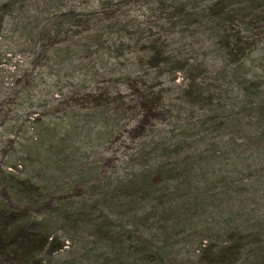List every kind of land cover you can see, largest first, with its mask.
<instances>
[{
  "label": "trees",
  "instance_id": "1",
  "mask_svg": "<svg viewBox=\"0 0 264 264\" xmlns=\"http://www.w3.org/2000/svg\"><path fill=\"white\" fill-rule=\"evenodd\" d=\"M18 1H0V33L7 27L23 40L18 52L32 56L39 69L24 68L9 91L0 85V103L9 104L0 107V132L12 134L24 120L31 122L19 132L26 142L18 146L7 137L0 147L6 158L0 166V264H199L196 257L189 263L174 254L173 240L182 232L199 235L202 263L264 264V0H156L147 4V13L155 12L151 19L141 8L128 16L120 10L122 0H94L93 7L83 4L87 0H22L15 6ZM21 9L22 18L16 14ZM165 19L179 34L203 35L209 50L194 53L193 45L173 43L174 36L162 38L151 22L162 27ZM199 23L203 29L196 33ZM145 57L149 69L164 76L181 70L189 77L187 87H179L184 105L177 107L187 114L175 129L152 122L162 117L169 93L151 88L158 70L147 79L140 75ZM189 57L201 61L188 63ZM121 86L134 89L128 106L113 94ZM43 92L48 98L41 99ZM36 93L33 111L14 112L21 98ZM65 103L84 112L53 117ZM107 107L139 114L143 136L125 159L129 170L97 182L89 179L98 166L90 165L82 185L80 176L62 185L61 168L72 163L66 140L78 126L73 123L105 124ZM60 123L67 130L62 135ZM151 123L154 137L145 129ZM227 125L230 135L242 136L248 154L237 153L231 142L225 150L205 147L207 137L221 139ZM191 130L202 135H188ZM228 228L231 241L208 256L207 237ZM70 240L78 244L72 253L65 247ZM65 252L70 255L62 257Z\"/></svg>",
  "mask_w": 264,
  "mask_h": 264
},
{
  "label": "rangeland",
  "instance_id": "2",
  "mask_svg": "<svg viewBox=\"0 0 264 264\" xmlns=\"http://www.w3.org/2000/svg\"><path fill=\"white\" fill-rule=\"evenodd\" d=\"M2 1V0H0ZM94 0H87L85 3V5H87L86 7H93V5L96 3L94 2ZM154 1L156 0H122L121 6H120V10L121 11H126L128 13V16H132L134 17V15H138L141 13V11L139 10L144 9L146 11V19L149 15V19L154 18L151 14L155 13L154 10L149 11L147 13L148 5H151L154 3ZM26 3V1H22L19 0L15 6L17 5H21ZM26 6V5H25ZM28 7V3L27 6ZM27 10V9H26ZM23 11L22 9L20 10V12L16 13L18 16H20V18L23 17V15L25 14V12L23 14H21ZM15 14V15H16ZM148 14V15H147ZM140 19H143L144 17L140 16ZM152 23V28L154 31H157L158 33L162 34V38H165L166 40H169V37L174 36V42L173 43H177V42H185L187 43V45H189V48L191 49L192 47L190 45H193V50L194 53H200L203 51H207L209 50L208 47H210V43L205 41V38H203V35H199V38L196 37V35L194 36H184L186 35L184 32L179 34L178 32V27H171L169 26L168 21H166L163 23V26L161 27L157 22H151ZM25 24V23H24ZM201 23L193 26V31L197 32H201L202 28V24ZM162 30H157V29H161ZM10 31H8L7 27H4L0 33V85L4 87V90L9 91L12 89V87L15 86V84H13V80L16 78V76H18L19 74H21L24 71V68H28L29 70H33V71H38L39 66H36V64H34V62H32L33 58L30 55L27 54H22L20 52H18V49H20L21 47L25 46V42L23 40H17L14 36H11ZM252 36V35H251ZM196 37V38H195ZM256 37V36H255ZM253 38V37H251ZM249 38V39H251ZM257 39V37L255 38ZM23 45V46H22ZM143 47V46H141ZM132 48V46L130 47H125V57H128V51H130V49ZM133 51V49H132ZM130 53V52H129ZM134 53V52H132ZM106 56V55H105ZM197 56H200V54H198ZM107 57V56H106ZM124 57V58H125ZM91 60V59H90ZM200 60L195 59L194 57H189L188 59V63H194L195 61ZM201 61V60H200ZM207 61V60H206ZM216 65V63H215ZM149 63H148V58H141V62H140V75L143 74V77L145 79H147L150 73V71L152 73L158 74L159 75L154 78L152 81L153 85H152V89L159 91H166L169 93L166 98V102L163 106V110H161L162 112V117L158 118H152V122H154V120H156L157 124L165 127L167 129H171L174 126L175 129V124L178 123L180 120L179 118L186 115L187 113L185 111L182 110H178L177 107H179V105H181L183 107L184 103L181 102V100H179L182 92L184 90V87H187V84L189 82V77L186 76V73L183 71H177V72H170L168 74H172L174 77H172V75H168V76H164L162 75V73L158 70V68L154 69V68H150L149 69ZM205 67L208 68V70H210V68H212L211 65H206ZM130 68V66H129ZM131 70V69H130ZM158 70V73H157ZM191 72V71H190ZM193 73V71H192ZM173 78V79H172ZM197 79H199V77H197ZM201 80V79H199ZM42 87L44 86L43 84H40ZM179 87H183V88H179ZM52 91H55V88H51ZM2 91L0 89V99H1V95H2ZM62 91H68V88L65 87L63 88ZM66 93V92H65ZM134 93V89H129V88H125L123 86L119 87L118 90L114 91V95H117L119 97H117L118 99H121L122 101L125 102V104L127 105V99H130V97ZM38 93L36 94H31V95H27V97L21 98L20 100L23 102L22 104H18V105H14V112L15 113H24V116H27L28 113H30L31 111H33V107L30 106L32 103H36L38 101ZM48 95L46 92H43L41 99L43 98H48ZM41 103V102H40ZM132 100L128 103L131 104ZM70 103H65L59 106V111L58 108L56 109V113L55 115H53V117H56L58 115H68L69 117H73L75 118L76 116L74 114L78 113L79 111L84 112L83 110H79L78 107L72 108V106H69ZM33 105V104H32ZM115 105V104H114ZM9 104H3L0 103V107H8ZM113 106V105H112ZM128 106V105H127ZM12 107V106H11ZM39 109L43 110L46 109V107H39ZM83 109H87L86 107ZM93 110V108H92ZM116 107L113 108H105L104 110V114L105 116L108 115L109 118L107 120V123L105 122V124H103V120H99L98 123H102L100 126H96V121H76L73 123V126L75 124H77L78 126H76V128H79V131L77 134H74L73 131L76 130V128L74 129V127L71 129V136L70 138L68 137L66 141H69L71 144V148L69 149V154L70 155V161L72 160V163L69 164V166H67L66 162H64V166L63 168H61V175L62 177H60L59 181L60 183H62V185L64 184V182L66 180L72 181L73 178H76L78 176L79 180L78 182L82 185V180L84 178H87V176L89 175L90 172H86L83 171L84 169L88 168L90 165H97L98 168L96 167L93 170V174L91 175V179L89 180H93V181H97L100 182L102 181L106 176H112L114 178H117L119 176H121V174H124L127 170H129L127 167L124 168L125 165V159L126 157H129V155L131 154H135L138 148V143L140 141V138L143 136L142 132H139L138 130V126L137 123L139 121V114L137 112H135L134 114L130 115V116H124L123 114H115L116 112ZM127 110H131L130 107H127ZM133 111V110H132ZM217 113V112H216ZM214 114V118L215 115ZM33 114V113H32ZM42 119H46V120H50L48 119L46 115H39ZM52 117V118H53ZM219 117V116H217ZM51 118V119H52ZM77 118V117H76ZM217 120V119H216ZM51 121V120H50ZM65 121V120H64ZM246 120H243V122ZM24 126H28L30 127L31 122L29 120H24ZM114 122H116V124H114ZM51 124H53L51 122ZM152 124H150V126H147V128L145 129H149L152 137H154V135L152 134L153 129H152ZM217 127L219 125V123L215 124ZM208 126L207 130H209L208 132L211 131H215L212 130L214 129L216 126ZM24 126H18L15 127V133L13 132L11 133H7V132H0V147L3 146V144H5L4 139L5 138H13L15 145H21L22 143L26 142V138L24 137H20L21 135L19 134L20 131H23ZM136 129H133V128ZM65 126H61V123L59 125V127L57 128L58 132L60 133V135H62L65 131ZM56 130V131H57ZM228 130L231 132L232 131V127L228 126L226 127L225 132L222 135V138H214L213 135H215V133H213V135H209L207 138V143L206 146L209 149H212L213 147H211L212 143L213 145L215 144L217 149L220 150H225V144H229V142H231V146L235 147V151L237 153H240L242 155H246L250 152L249 149L244 148V145L242 146L240 143L242 142V139L240 137H242L240 134H237L234 132V134L230 135ZM100 131L99 135H101V137L99 139H96L95 137V132ZM206 132V130H205ZM203 132V133H205ZM206 132V134L208 133ZM218 133V132H217ZM221 133V132H220ZM243 132H241V134H243ZM30 135H33V132L30 131L29 132ZM191 136H200L202 135L201 133L196 132L193 130L190 131V133H188V135ZM205 134V135H206ZM61 137V136H60ZM93 137V139H91L90 142H88L87 140L89 138ZM33 139V138H32ZM221 140L224 144L222 145V147L218 146L216 143L217 141ZM22 141V142H20ZM209 142V143H208ZM20 143V144H19ZM10 144H13V142H11ZM140 146V145H139ZM227 149V148H226ZM74 150V151H73ZM20 152L15 153V157L17 158V160L21 161V158L19 157ZM6 158H4L3 153L0 151V166L2 164V160L4 161ZM19 161V162H20ZM127 161V160H126ZM68 163V162H67ZM21 166L20 164H18V167ZM19 173V172H18ZM80 185L75 186V188H77ZM77 192V191H76ZM260 192V191H259ZM259 192H257L258 194H260ZM252 202V200L248 199V201L246 202L247 204H250ZM224 203V202H223ZM229 204H232V202H228ZM240 203V201H239ZM216 205V204H215ZM225 205V204H224ZM222 204V207H225ZM235 206H239V204H235ZM221 206H218L217 208H222ZM208 215L211 217L215 216V210H208ZM212 219V218H211ZM215 229V228H214ZM214 232H212L210 234V237H207V243L212 246L209 248V253L208 256H214L215 251H217L218 249H216L217 247H219L222 243H226L231 241L232 239V229L228 228V230L222 232L221 234L219 232H217L216 230H213ZM182 232V231H180ZM234 236V235H233ZM204 237L203 240H205L206 236H201ZM199 235L198 234H188L186 232H182L181 235H179V237L175 238L174 244V254H177V258L181 259L183 262L189 260H195V257L198 258L200 260L199 264H205L202 263L204 261H202V259H200V252H198L197 248L199 246ZM75 239H78L77 237H75ZM206 241V240H205ZM80 242V241H79ZM71 243L70 247L68 246ZM77 242L73 243L72 240H70L67 244L68 246V251L72 253V251H76L77 248ZM81 244V243H80ZM85 244V243H84ZM83 243L81 244L82 246L84 245ZM86 247V245H84ZM69 252H65L62 254V257H68L70 255ZM199 255V256H198ZM202 258H204V256H202ZM189 260V261H190ZM206 260V259H205ZM187 261V262H189ZM190 263V262H189ZM195 264V262H194Z\"/></svg>",
  "mask_w": 264,
  "mask_h": 264
},
{
  "label": "bare ground",
  "instance_id": "3",
  "mask_svg": "<svg viewBox=\"0 0 264 264\" xmlns=\"http://www.w3.org/2000/svg\"><path fill=\"white\" fill-rule=\"evenodd\" d=\"M65 247H68L67 245Z\"/></svg>",
  "mask_w": 264,
  "mask_h": 264
}]
</instances>
